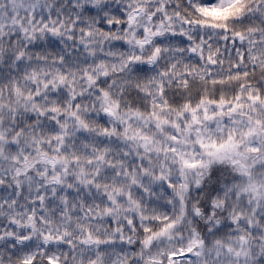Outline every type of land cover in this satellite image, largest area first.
Masks as SVG:
<instances>
[{"label":"snow or ice","instance_id":"obj_1","mask_svg":"<svg viewBox=\"0 0 264 264\" xmlns=\"http://www.w3.org/2000/svg\"><path fill=\"white\" fill-rule=\"evenodd\" d=\"M0 264H264V0H3Z\"/></svg>","mask_w":264,"mask_h":264},{"label":"clouds","instance_id":"obj_2","mask_svg":"<svg viewBox=\"0 0 264 264\" xmlns=\"http://www.w3.org/2000/svg\"><path fill=\"white\" fill-rule=\"evenodd\" d=\"M3 2V0H0V3H2Z\"/></svg>","mask_w":264,"mask_h":264}]
</instances>
